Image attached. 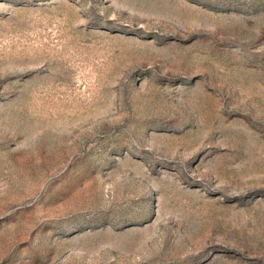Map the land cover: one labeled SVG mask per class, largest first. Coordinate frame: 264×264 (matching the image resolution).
<instances>
[{
    "label": "rangeland",
    "instance_id": "1",
    "mask_svg": "<svg viewBox=\"0 0 264 264\" xmlns=\"http://www.w3.org/2000/svg\"><path fill=\"white\" fill-rule=\"evenodd\" d=\"M0 264H264V0H0Z\"/></svg>",
    "mask_w": 264,
    "mask_h": 264
}]
</instances>
